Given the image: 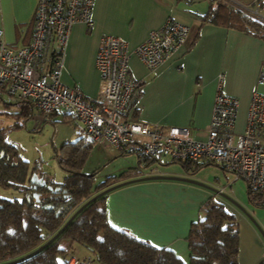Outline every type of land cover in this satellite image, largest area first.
Here are the masks:
<instances>
[{"label":"crops","instance_id":"obj_1","mask_svg":"<svg viewBox=\"0 0 264 264\" xmlns=\"http://www.w3.org/2000/svg\"><path fill=\"white\" fill-rule=\"evenodd\" d=\"M36 2L0 0V27L7 45L20 47L29 43ZM233 10L247 17L245 23L234 18ZM92 19L89 28L82 23L71 26L61 70L65 85L79 87L87 99L94 100L99 84L95 55L102 36L119 37L132 51L150 31L161 27L166 20L175 21L189 30L185 42L171 58L147 69L136 54H131L130 75L141 83L137 118L162 126H188L192 137L202 139L210 122L214 96L221 90L238 100L233 130L235 133L244 130L252 92L257 88L264 94V86L257 87L264 61V0H94ZM58 113H61L59 118L51 117ZM40 115L32 108L26 119H39ZM47 119H53L57 151L76 139L82 129L80 120L61 110ZM132 156L136 160L130 157L124 164L120 163L118 174L95 182L92 172L93 185L109 176L131 172L108 185L125 182L113 187L104 200L111 227L126 229L137 238L168 248L184 258L190 225L200 216V207L212 198L234 216L239 264L264 261V233L254 218L245 215L223 193L215 195L216 190L201 182L204 180L200 176L196 177L198 180H189L191 174L179 163L184 174L179 167L161 170L153 167L162 159L177 163L167 157H154L152 162L139 165L137 157ZM214 164L217 163L204 164L198 170Z\"/></svg>","mask_w":264,"mask_h":264},{"label":"built area","instance_id":"obj_2","mask_svg":"<svg viewBox=\"0 0 264 264\" xmlns=\"http://www.w3.org/2000/svg\"><path fill=\"white\" fill-rule=\"evenodd\" d=\"M93 1L37 0L31 39L20 47L7 45L0 27V99L25 100L43 119L61 110L80 120L82 136L122 153L218 163L234 179H243L255 204L264 207V94L257 88L240 133L233 130L238 100L221 90L214 96L202 139L192 137L188 126H162L135 117L141 83L130 75L131 54H136L147 69H153L185 42L188 26L166 20L132 51L123 39L102 36L95 55L99 84L94 100L87 99L79 87L61 81L71 26L93 25ZM258 86H264V61ZM223 192L220 187L215 195ZM67 264L90 262L72 256Z\"/></svg>","mask_w":264,"mask_h":264},{"label":"trees","instance_id":"obj_3","mask_svg":"<svg viewBox=\"0 0 264 264\" xmlns=\"http://www.w3.org/2000/svg\"><path fill=\"white\" fill-rule=\"evenodd\" d=\"M233 11L234 18L245 23L247 17L240 11ZM8 101H14L11 104L18 108L17 114L23 119L31 115L33 107L29 102ZM137 112L138 109L136 118ZM18 126L17 123L14 127ZM77 137L62 145L56 153L59 166L67 173L63 180L55 182L38 174L45 181L40 184L30 181L34 169L28 172L27 163L18 155L16 145L8 143L0 128V185L23 193L21 200L0 197V264H67V254L73 243L85 246L100 264H239L238 227L234 216L211 198L200 207L202 216L190 225L186 237L188 262L168 248L137 238L126 229L111 227L104 205L112 189L108 185L131 172L109 176L93 185V174L82 173L81 168L95 142L82 136L81 130ZM153 158L137 157V160L140 165L152 162ZM174 162L188 174L195 173L204 164L213 163L209 160ZM247 192L253 201L248 189Z\"/></svg>","mask_w":264,"mask_h":264},{"label":"rangeland","instance_id":"obj_4","mask_svg":"<svg viewBox=\"0 0 264 264\" xmlns=\"http://www.w3.org/2000/svg\"><path fill=\"white\" fill-rule=\"evenodd\" d=\"M12 102L14 101L0 99V128H3L5 132V139L8 143L16 145L18 155L27 163L28 172L34 169V173L42 174V176L48 177L51 181H62L67 173L57 162L56 153H59V151H55L54 147L57 139L53 136L55 130L54 124L51 121L53 119H43L42 115L39 116V119H33L32 117L30 119H23L21 115L17 114L18 108L12 105ZM60 116L61 113H58L51 117L57 119ZM17 123L19 126L14 127ZM130 157L134 156L131 154L120 155L118 149H110L104 145L94 143L81 171L86 174L95 172L94 180L98 182L107 175L118 174L120 163L124 164V162L131 159ZM134 159L136 160L135 157ZM169 166L179 167L180 171L184 174L183 169L178 163L165 162L163 159L160 163H155L153 167L161 170ZM198 176L204 180L201 182H204L213 191L223 187L224 192L222 196L241 208L245 215L254 218L258 229L260 232L262 231L261 233H264V207L255 204L254 201L249 199L247 187L243 179L238 178L233 180V174L224 170L218 163L200 168L197 173L189 175L188 177L191 178L188 179L195 181L198 180L196 179ZM0 197L21 200L23 193L15 188H6L0 185ZM202 213L200 216H202ZM67 256H74L82 260L87 259L91 264H100L94 254L79 243H73ZM182 259L188 262V252Z\"/></svg>","mask_w":264,"mask_h":264},{"label":"water","instance_id":"obj_5","mask_svg":"<svg viewBox=\"0 0 264 264\" xmlns=\"http://www.w3.org/2000/svg\"><path fill=\"white\" fill-rule=\"evenodd\" d=\"M78 138V137H77ZM77 138L76 139H74L73 141H75V140H77ZM30 181L31 182H38V183H40V184H44L45 183V181L43 180V179H41V178H39V177H37V175L36 174H33V175H31V177H30ZM121 184H123V183H120V184H118V185H121ZM118 185H115V186H118ZM115 186H113V187H115ZM113 187H111V188H113ZM83 207V205L81 206V207H79L73 214H72V216H70V218L67 220V222L61 227V229L60 230H62L65 226H66V224L68 223V221L75 215V213L77 212V211H79L81 208ZM59 230V231H60ZM58 231V232H59ZM57 234V233H56ZM55 234V235H56ZM54 235V236H55ZM53 238V237H52ZM51 238V239H52ZM50 239V240H51Z\"/></svg>","mask_w":264,"mask_h":264}]
</instances>
